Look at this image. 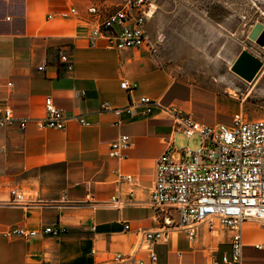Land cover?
<instances>
[{"label":"crops","instance_id":"obj_1","mask_svg":"<svg viewBox=\"0 0 264 264\" xmlns=\"http://www.w3.org/2000/svg\"><path fill=\"white\" fill-rule=\"evenodd\" d=\"M124 2L0 0V110L10 108L26 120L25 129L18 124L0 128V264H103L117 253H134L148 261L136 232L163 229L148 204L156 164L163 153L180 150L177 137L185 134L165 110L121 122L126 116L102 111L105 104L123 108L147 97L201 124H231L220 121L222 104L236 106L221 94L222 85L186 79L172 61L170 44H164L161 53L149 48L109 50L105 40L91 46L96 24L86 22L88 8L98 5L112 11ZM71 8L79 11V18L58 16ZM151 19L147 30L158 47L161 30ZM233 37L231 33V42ZM62 53L74 60L72 71L61 64ZM261 71L251 82L245 81L256 87ZM124 82L132 89L124 90ZM48 97L72 119L63 131L38 126L37 121L47 116ZM239 112L244 113L242 104L232 114ZM122 136L131 138V148L123 159L110 157L111 144ZM121 175L134 176L137 183L122 181ZM14 189L23 193L28 206L8 205ZM111 198L132 203L122 209L104 207L102 203ZM17 226L30 230L59 226L67 231L60 237L28 240L2 235ZM243 242V264H264V248H259L264 227L245 224ZM154 251L158 264H211L231 254L230 233L203 225L191 242L186 231L174 228L169 241L155 245Z\"/></svg>","mask_w":264,"mask_h":264},{"label":"built area","instance_id":"obj_2","mask_svg":"<svg viewBox=\"0 0 264 264\" xmlns=\"http://www.w3.org/2000/svg\"><path fill=\"white\" fill-rule=\"evenodd\" d=\"M9 1V0H2ZM152 0H126L116 10H107L98 5L88 8L87 23L96 24L91 35V46L96 47L99 40L107 42L109 50L149 48L155 51V43L147 30V23L153 17ZM59 17L79 18L76 8L58 14ZM60 62L67 71L74 69V60L66 53L60 55ZM124 90H131L129 83L122 84ZM47 116L39 119L40 129L63 131L68 121L53 103L46 99ZM157 110L171 114L176 126L191 138L198 135L201 147L192 151L190 147L177 153L167 151L157 161L155 184L148 204L156 212V218L162 221L160 231L138 230L143 239V250L148 261L140 259L134 253H117L103 264H158L154 246L169 241L172 229L186 231L189 240L195 242L198 227L206 225L210 231L226 230L230 233L231 254L211 264H243V231L247 223L264 227V117L250 120L243 112L232 117L230 125H205L194 121L190 116L173 109L167 110L160 101L142 97L123 108H111L105 104L102 111H113L121 122L149 118ZM83 125H88L81 117H75ZM18 124L26 128V120L17 117L13 110H0V128ZM129 136H122L111 144L110 157L123 159L124 152L130 149ZM121 180L136 184L137 179L130 175H121ZM131 200L111 198L102 203L106 208L122 209ZM10 206H28L22 192L11 191ZM177 217V221H175ZM95 231V226L91 227ZM130 230V224L125 226ZM66 229L59 226H46L38 230L26 227H12L2 235L6 239L28 240L39 236L60 237ZM264 248V243L259 246Z\"/></svg>","mask_w":264,"mask_h":264},{"label":"rangeland","instance_id":"obj_3","mask_svg":"<svg viewBox=\"0 0 264 264\" xmlns=\"http://www.w3.org/2000/svg\"><path fill=\"white\" fill-rule=\"evenodd\" d=\"M126 1V0H125ZM156 29L161 30V42L155 52L163 51L164 44L171 45L172 60L182 68L192 83L201 79L221 84V94L243 105L244 114L264 117V47L249 37L254 28L264 27V0H152ZM231 33H234L231 42ZM166 42V43H165ZM245 52L261 62L260 81L250 86L232 70L238 54ZM159 50V51H158ZM161 53V52H160ZM250 93V94H249ZM232 104H222L221 120L232 122ZM176 147H201L198 135L188 138L180 134Z\"/></svg>","mask_w":264,"mask_h":264},{"label":"water","instance_id":"obj_4","mask_svg":"<svg viewBox=\"0 0 264 264\" xmlns=\"http://www.w3.org/2000/svg\"><path fill=\"white\" fill-rule=\"evenodd\" d=\"M250 39L264 47V27L261 24H258L251 32ZM256 60L249 53L243 52L233 66V72L244 80L251 82L262 68L261 62Z\"/></svg>","mask_w":264,"mask_h":264},{"label":"flooded vegetation","instance_id":"obj_5","mask_svg":"<svg viewBox=\"0 0 264 264\" xmlns=\"http://www.w3.org/2000/svg\"><path fill=\"white\" fill-rule=\"evenodd\" d=\"M257 61V60H256Z\"/></svg>","mask_w":264,"mask_h":264}]
</instances>
